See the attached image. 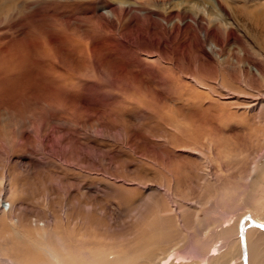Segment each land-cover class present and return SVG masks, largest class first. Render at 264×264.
<instances>
[{"label": "rangeland", "instance_id": "1", "mask_svg": "<svg viewBox=\"0 0 264 264\" xmlns=\"http://www.w3.org/2000/svg\"><path fill=\"white\" fill-rule=\"evenodd\" d=\"M0 206L12 264H264V0H0Z\"/></svg>", "mask_w": 264, "mask_h": 264}, {"label": "bare ground", "instance_id": "2", "mask_svg": "<svg viewBox=\"0 0 264 264\" xmlns=\"http://www.w3.org/2000/svg\"><path fill=\"white\" fill-rule=\"evenodd\" d=\"M254 173V172H253ZM244 205H246V204H244ZM242 210H244L245 212H249L250 214L252 213H254L255 215H256V213H257V215L255 216L256 217V220L258 221V223H260V224H263L264 223V218H262V219H260L259 218V215H258V209L257 208H255V209H253V208H251L250 206L249 207H245V206H243V209ZM4 211H3V208L0 206V214H2ZM260 212V211H259ZM237 221V220H236ZM237 224V223H236ZM232 225V224H231ZM227 226V225H226ZM233 226L234 227H232V229L230 228V229H228V231L230 230L231 232H234L235 230H236V232H234L235 234H238L239 233V230H237V226L235 227V224H233ZM231 227V226H230ZM235 229V230H234ZM239 229V228H238ZM227 231V228H226V230H225V237L227 236V238H225L224 237V239H225V242H228L230 239H229V235L231 234V233H229V232H226ZM235 234H231L232 235V237H233V235H235ZM250 239V238H249ZM233 242V241H232ZM232 244V243H231ZM233 244H234V242H233ZM214 249V248H213ZM214 251H215V249H214ZM171 255V254H170ZM212 256H214V255H212ZM168 257L169 256H166L163 260H162V262L160 263L159 262V264H170V263H172L171 262V260L170 259H168ZM171 258V257H170ZM225 257L224 258H222L219 262H218V264H223L224 263V261H225ZM0 260H1V262L3 263V264H12V262L10 261V260H8V259H4V258H0ZM201 264H204V263H201ZM215 264V263H214ZM225 264V263H224Z\"/></svg>", "mask_w": 264, "mask_h": 264}]
</instances>
